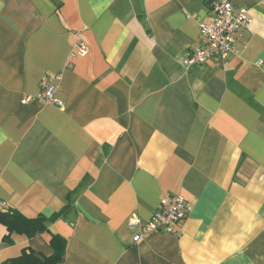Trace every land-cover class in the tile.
Segmentation results:
<instances>
[{
  "label": "crops",
  "instance_id": "obj_1",
  "mask_svg": "<svg viewBox=\"0 0 264 264\" xmlns=\"http://www.w3.org/2000/svg\"><path fill=\"white\" fill-rule=\"evenodd\" d=\"M212 1L0 0V200L70 207L31 239L0 224V264L51 256V234L63 264H264V0H222L252 18L238 54L185 68ZM46 78L63 111L22 104ZM167 194L190 209L179 234L134 244L129 217Z\"/></svg>",
  "mask_w": 264,
  "mask_h": 264
},
{
  "label": "built area",
  "instance_id": "obj_2",
  "mask_svg": "<svg viewBox=\"0 0 264 264\" xmlns=\"http://www.w3.org/2000/svg\"><path fill=\"white\" fill-rule=\"evenodd\" d=\"M209 5L207 20L199 19L201 47L187 53L183 57L182 65L185 68L206 65L211 61L226 62L238 54L236 48L237 36L243 29H247L252 18L246 9H234L230 2L214 0ZM86 45L78 44L71 57L83 56L87 53ZM57 77V76H56ZM59 77H57V80ZM52 79L41 81L39 92L36 95H24L22 104L29 105L41 102L54 106L60 110L65 109V103L56 97L58 92ZM185 199L178 194H167L159 203V208L154 212L149 222L143 224L137 213H133L128 219V226L136 228L134 244L140 243L152 233L165 232L179 234L180 228L185 223L189 214V206ZM7 203L0 200V209H7Z\"/></svg>",
  "mask_w": 264,
  "mask_h": 264
},
{
  "label": "trees",
  "instance_id": "obj_3",
  "mask_svg": "<svg viewBox=\"0 0 264 264\" xmlns=\"http://www.w3.org/2000/svg\"><path fill=\"white\" fill-rule=\"evenodd\" d=\"M70 210V207L65 206L64 210L51 217L39 215L36 218H27L20 212L10 207L7 209H0V224L3 225L7 232L8 237L11 234H19L34 238L49 232V225L54 220L65 218ZM67 240L63 236L51 234L50 247L53 254L49 257L37 256L31 249H23L20 257L5 261L2 264H63L65 256V245Z\"/></svg>",
  "mask_w": 264,
  "mask_h": 264
}]
</instances>
